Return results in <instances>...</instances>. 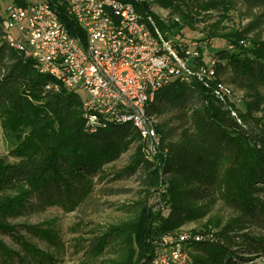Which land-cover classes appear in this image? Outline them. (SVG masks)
Wrapping results in <instances>:
<instances>
[{
  "label": "trees",
  "instance_id": "obj_1",
  "mask_svg": "<svg viewBox=\"0 0 264 264\" xmlns=\"http://www.w3.org/2000/svg\"><path fill=\"white\" fill-rule=\"evenodd\" d=\"M46 1L71 34L83 35L66 0ZM125 1L132 2L143 16L152 15L161 29L176 39L177 46H188L196 39L186 37L184 30H194L192 23L198 17L192 12L197 9L240 6L249 21L237 36H224L217 52L210 51L215 61L213 78L174 79L156 93L148 113L159 120L160 143L154 159L145 161L142 148L149 150V139L130 124H88L78 89L41 72L32 57L9 45L0 14V133L10 145L9 156L15 159L11 162L0 157V231H15L8 218L17 214L29 197L45 205H75L81 200L79 194H89L92 177L103 178L108 173L105 165L136 142L137 149L124 170L143 164L142 180L149 193L137 204L133 218L109 226L88 241L85 256L89 264H149L160 239L191 221L203 220L207 209L202 203L215 197L236 215L228 220L209 217L204 222L199 232L213 231L218 241L188 243V264H239L233 246L242 244L248 251L264 249L260 237L241 233L243 241L239 242L234 235L264 216V107L259 117L252 115L255 106L264 104V38L259 33L264 27V0H154L180 14L186 26L177 20H160L147 0ZM12 2L22 4L23 0ZM250 33L256 36L251 46L245 47L240 41ZM205 41L206 48L216 46L210 39ZM200 48L202 55L195 60L207 65V53ZM218 83L248 90L255 101L233 110L219 96ZM231 111L238 120L252 116L258 127L255 134L246 133ZM12 191H20L21 197H11ZM43 234L52 237L47 231ZM17 239L19 250L0 239L2 264H14V257L19 264H25L28 257L37 264H54L49 254L24 236L17 235ZM109 247L114 250L111 256L106 254Z\"/></svg>",
  "mask_w": 264,
  "mask_h": 264
},
{
  "label": "built area",
  "instance_id": "obj_2",
  "mask_svg": "<svg viewBox=\"0 0 264 264\" xmlns=\"http://www.w3.org/2000/svg\"><path fill=\"white\" fill-rule=\"evenodd\" d=\"M66 1L83 35L71 34L46 0H23L10 3L2 17L6 41L32 57L41 72L86 94L88 124H130L149 139L150 153H156L159 120L148 106L171 80L215 76L213 59L207 65L195 60L206 42L196 38L177 46L152 15L143 16L129 1ZM230 89L217 85L221 98ZM187 244L188 235L180 230L164 235L149 264H188Z\"/></svg>",
  "mask_w": 264,
  "mask_h": 264
},
{
  "label": "rangeland",
  "instance_id": "obj_3",
  "mask_svg": "<svg viewBox=\"0 0 264 264\" xmlns=\"http://www.w3.org/2000/svg\"><path fill=\"white\" fill-rule=\"evenodd\" d=\"M11 1L0 0L2 17ZM147 1L150 4V9L160 20L171 22L175 21L177 17L179 18L177 23L186 26L187 22L182 19L180 14L173 13L170 8L163 7L154 0ZM185 5L186 3L182 4L183 7ZM243 11L244 9L240 6L234 8L227 4H219L208 10L197 9L196 12H192L198 17L192 23L194 30L185 28L184 34L188 38H197L204 42H206L205 39H210V43L216 45L215 47L204 48L207 53L206 58L210 61V51L217 52L219 50L217 46L224 42V36H237V33L249 21L244 17ZM200 18H204L205 21L200 22ZM256 33H250L243 37L240 43L245 47H250ZM259 33L261 38H264V27ZM78 91L84 99L86 94L81 90ZM230 91V94L224 96L223 99L232 109L235 107L243 108L244 102L252 104L255 101L254 94L248 90H239L231 86ZM263 107L264 104H261L260 107L255 106L252 115L259 117ZM231 115L238 120L234 111H231ZM238 123L244 127V130L246 129L248 134H255V130H258L252 116L247 117L245 121L241 118ZM136 146L137 143L133 142L121 153L118 159L107 163L105 169H108V173L103 178L97 174L94 175L89 194L86 196L79 194L77 198L81 200L75 205H66L62 202L45 205L34 196L26 199L24 206L20 207L17 214L8 218V221L15 226V231H0V239L9 247L19 250L21 244L17 235H21L40 251L49 254L53 258L54 264H89L85 256L88 241L109 226L133 218L138 210L137 204L149 193L142 180L144 176L143 164L137 165L130 171L124 170L129 163L130 155L136 151ZM9 149V143L0 133V157H6L12 162L15 159L9 156ZM142 151H144L143 159L145 161L154 159V155L150 153L148 147L142 148ZM151 189V191H155V187ZM20 194V191L9 193L11 197H21ZM261 198L264 203V192H262ZM202 204L207 209L205 218L191 221L180 229V232L188 235V243L218 241L213 231L203 230L199 232V229L204 227L203 224L209 217L218 216L222 220H228L236 215L232 208L217 197L206 200ZM160 209H164V206H160ZM43 231L51 233L52 237L44 236ZM235 233V239L239 242L243 241L240 236L241 233H248L252 237L264 239V216H262V220L249 222L246 228L237 229ZM232 251L235 253V259L239 264H264V249L248 251L244 245L238 244L232 247ZM113 253L114 250L109 247L106 254L111 256ZM0 264H2L1 260ZM14 264H19L16 257H14ZM25 264H37V261L28 257ZM47 264L50 262L48 261Z\"/></svg>",
  "mask_w": 264,
  "mask_h": 264
}]
</instances>
